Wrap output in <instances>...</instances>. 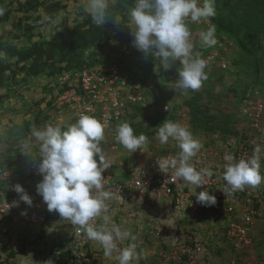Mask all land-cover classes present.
Returning <instances> with one entry per match:
<instances>
[{
    "label": "clouds",
    "instance_id": "clouds-1",
    "mask_svg": "<svg viewBox=\"0 0 264 264\" xmlns=\"http://www.w3.org/2000/svg\"><path fill=\"white\" fill-rule=\"evenodd\" d=\"M113 4L115 0H84L83 11L97 27L104 26L109 20L119 23V18L113 17L110 12ZM3 13L4 9L0 8V15ZM215 14L214 0H204L202 6L198 0H135L134 7L129 10L133 45L145 56L153 54L159 60L158 68L164 71L178 61L180 68L176 87L185 92L198 90L207 79V61L193 53L194 45L186 21H206ZM60 22L54 21L56 25ZM199 38L202 47L214 46L217 43L215 27L200 32ZM104 129L101 122L88 115H81L66 129L60 125L33 128L29 140L22 144L21 153L33 158V140L38 145L35 157L38 155L41 159L36 170L42 180L36 185V191L47 210L57 212L61 219L82 230L87 239L97 242L106 257L115 258L118 264H132L137 259L136 245L120 248L119 244L129 238L135 240V236L114 222V211L109 204V201L121 204L125 201L121 195L104 190L105 178L102 174L111 166L100 147ZM156 135L161 144L168 143L171 138L178 142L180 148L177 157L158 164L160 171L167 173L171 169L176 178L194 191L203 186L205 176H211L212 170L197 171L192 165L191 161L202 145L189 129L165 119ZM115 138L130 153L142 149L149 142L146 135H136L128 123L117 127ZM223 159L225 192L232 194L246 187L256 188L264 184V175L260 172L264 146L256 144L247 160L235 161L231 154H226ZM14 191L19 194L20 201L32 205V198L21 185L16 184ZM195 196L202 206L216 204L215 195H210L207 190ZM6 204L8 208L16 207L18 201ZM18 264H33L31 253L19 255Z\"/></svg>",
    "mask_w": 264,
    "mask_h": 264
},
{
    "label": "rangeland",
    "instance_id": "rangeland-1",
    "mask_svg": "<svg viewBox=\"0 0 264 264\" xmlns=\"http://www.w3.org/2000/svg\"><path fill=\"white\" fill-rule=\"evenodd\" d=\"M9 1H12V4H10V9H12L10 16L15 18L20 14L16 11L18 8L16 0H0V8L3 9V6L9 3ZM60 1L67 3V7L59 10L52 16L44 14L40 9L37 12V14H40V19L35 22L36 26L31 33H28L25 38L15 41V43L29 45L33 40L49 39L56 31L71 27L74 22L81 21L87 16L83 11L84 0ZM203 2L204 0H198L201 6ZM214 3L215 10L217 11L219 9L217 7L219 6V1L214 0ZM134 5L135 0L128 6V15L129 10ZM223 13L225 16L227 15L225 11ZM56 20H60V24L56 25L54 23ZM10 21V18L4 22L0 21V29L2 26L9 28ZM186 23L191 32L194 54H198L199 51L206 49V47H202L200 44L199 33L207 31L211 26L215 27V38L223 44L219 49L215 48L217 46L215 44L213 46L215 49H210V51H217L218 55L223 58L226 67H220L216 63L212 64V67L207 66L205 69L207 79L203 82L202 87L195 91L188 90L186 92L176 87L179 71L178 61L173 62L171 68L164 71L162 68H158L159 60L151 55L152 67L147 68V66L143 67V65L132 64V71L124 69L125 74L134 73V79L144 82L143 85L147 87L148 92L146 91V96L138 104V107H132L126 111L117 127L121 123H128L134 129L136 135L141 133L146 135L149 138V142L142 149L130 153L116 140V136H109L106 133L104 134V139L100 142L102 153L105 156L112 155L113 157H117L120 155L126 162L133 159H145L146 157L155 156L163 152H169L174 156H178L180 152L178 142L170 138L168 143L161 144L157 138L158 127L165 119L187 127L194 138L200 141L202 145L200 150L203 152H207L204 146L207 147L211 143H215L213 149L220 150L221 156V153L226 151L224 146L217 142L223 139L227 141L228 139L226 138L230 136L237 139L239 135L245 141L244 145L248 149L250 157L256 144L264 146V135L261 136L254 133L248 126L247 119L242 114V107L248 100L257 99L264 102V35L262 36L261 48L254 63L251 57L245 54L231 37L222 32V30H217L211 18L206 21H186ZM131 27L129 16L127 22L123 25L115 26L112 31L105 34L100 44H114L118 43L117 41L123 42V38L128 34L132 35ZM87 53L89 54L90 50ZM201 55L199 54V56ZM6 58L5 53L0 52V60ZM143 58L148 59L145 54ZM60 84L58 76L50 77L40 74L36 77H23L22 74H19L15 82L9 81L6 86L0 87V165L18 168L24 166L26 162L32 159L21 152L22 144L29 140L33 128L43 129L47 125H60L66 129L68 125L77 121L76 119H72L73 117L68 113H66L68 121H65V123L59 122L57 118L54 98ZM145 87L143 88L145 89ZM158 97H162L165 100L161 107L155 101V98ZM66 117H64V120ZM25 125L29 129L27 132L23 129ZM112 144L117 146V153L110 151L109 147ZM232 145H235L234 150H236V146L238 145L236 143ZM241 146H238V148ZM38 150V145L33 140L32 156L37 154ZM262 162H264V159L261 160ZM246 188H250L253 194H259V200L263 201L262 205L260 203L259 217L261 218L262 215L261 219L264 221V184L256 188ZM225 216L227 221L228 215L226 214ZM260 218H256V220ZM253 231L254 228L252 229ZM258 231L261 234H258L260 239L257 240L259 245H257L256 253H252V251L245 252L242 251L243 249L236 251L232 247L231 242L229 245V239L224 234L218 236V245L220 244L226 250L232 251L229 259L234 255L240 256L243 260L251 259L250 257L253 256L255 260L258 258L257 261H259L264 259V230H260L258 227ZM29 236L28 242H32V245H35L39 241L38 245L40 244L41 246L39 253L40 255H44L42 256L44 258L46 257L45 253L49 252L51 247L55 245L52 244L54 242L51 237L40 232L38 234L32 233ZM45 236L46 238H44ZM142 236L143 234H141L140 238H143ZM55 241L61 243L63 238L57 237ZM141 244L144 245L141 247L142 255L149 251L148 253H151L156 259L160 260L157 249L156 253H154L152 244L146 237ZM27 250L30 251L29 248ZM245 250H247V247ZM244 264L247 263L244 262Z\"/></svg>",
    "mask_w": 264,
    "mask_h": 264
},
{
    "label": "built area",
    "instance_id": "built-area-1",
    "mask_svg": "<svg viewBox=\"0 0 264 264\" xmlns=\"http://www.w3.org/2000/svg\"><path fill=\"white\" fill-rule=\"evenodd\" d=\"M188 22L191 21L188 20ZM123 39V42L98 45L97 51L104 58L103 61L93 66L84 65L73 75L65 72L58 76L61 84L67 82L70 85L68 89L58 93L54 98L59 122L68 121L66 113L76 120L81 115H88L105 126L104 134L116 136L115 128L126 111L132 105L140 104L146 96V90L142 83L134 79L135 75L125 74L121 62V60L129 59L141 60L144 53L138 51L133 45V36ZM219 39L221 38L219 37ZM216 44L215 48L219 49L223 43L217 41ZM215 48L213 46L206 47L198 54H202L201 58L207 57L205 59L207 66L216 63L220 67H226L223 58L218 55L217 51H210ZM242 114L248 120V126L254 133L264 135L263 101L248 100L242 107ZM64 117H66L65 120ZM244 143L245 141L239 146ZM232 144L233 140L231 139L225 142V145L233 150L231 155L235 161L250 158V153L245 145L236 147L237 149L234 150L235 146ZM109 149L115 153L118 151L115 144H112ZM199 154H202V150ZM105 157L110 160L111 166L102 174L105 178L104 190L121 195L124 200L129 198L130 191H134L137 196L149 203H152L156 197L178 207L184 206L196 197L197 193L189 188H184L181 180L174 176L171 169L167 173L160 171L158 166L160 162L174 158V155L169 152L133 160L124 164L121 169L116 167L112 155ZM33 158L18 168L0 165L1 234H7L10 228L22 223L27 217L42 222L50 216L59 215L55 211L47 210L42 197L36 191V185L42 180V176L36 170L41 158L38 155ZM261 174L263 175L262 172ZM204 179L203 186L197 187L198 192L207 190L212 192L220 202H224V211L228 215L225 234L236 251L245 249L252 242V229L258 215L255 196L251 189L245 188L243 191L229 194L224 191V186L220 185V183H224L222 175L212 173L211 176H205ZM16 184L21 185L32 198L31 206L20 201L19 194L14 191ZM13 201H18V206L8 208L6 203L11 204ZM121 210L130 217L136 215V210L127 205H121ZM96 223L99 224L98 220ZM161 231V229H156L155 232L158 234ZM188 241L179 243L175 249L161 251L160 263L174 264L184 261L187 264H212L203 258V245L199 240L188 239ZM92 242L86 238L82 230L73 227L69 234L63 238V241L55 244L44 260L38 264H97L100 254L97 248L91 246ZM6 260L9 261L7 257H0V264H6ZM238 262L237 255H234L225 264H238ZM252 264H264V259Z\"/></svg>",
    "mask_w": 264,
    "mask_h": 264
},
{
    "label": "crops",
    "instance_id": "crops-1",
    "mask_svg": "<svg viewBox=\"0 0 264 264\" xmlns=\"http://www.w3.org/2000/svg\"><path fill=\"white\" fill-rule=\"evenodd\" d=\"M229 138L233 140V144L236 143V145L239 146L241 140L240 135L237 139L232 136L226 139L230 140ZM223 140L217 142L218 144H222L226 151L222 152L221 156L219 152L220 150L213 149L215 143H211L207 147L204 146L207 149V152L202 151L201 155L197 154L193 157L191 163L197 171L210 168L213 174L223 176L222 165L225 163L223 157L226 154H231L233 152V150L224 144V142L227 141ZM115 157L113 158V162L119 169H121L124 164L128 163L120 155L116 158ZM175 157L177 156H174V158ZM260 167V171L264 175V162L261 163ZM181 183L184 188H189L194 193H198V188L194 191L191 186L184 181L181 180ZM220 185L225 187V181L223 184L220 183ZM129 194V198L124 200L125 203L121 204L119 202L109 201V204L110 209L114 211V222L121 225L123 228L130 230L132 235L135 236V240L129 238L119 244L120 248L127 247L129 244L136 245L135 251L137 259L133 260L132 264H161L159 259H156L154 255L148 253L149 251L142 255L141 247L144 245L141 243L144 242L145 237L152 244L154 253H156L157 249L159 257L161 251L175 249L179 243L188 241V239L199 240L202 243V256L206 261L212 264H225L231 257L232 251H229V249L226 250L225 247H221L220 244L219 246L217 239L218 236L222 234L226 236V213L224 211V202H220L216 198V204L214 206L205 207L199 204L195 197L193 201L186 203L184 206L176 207L171 203L167 201L165 203L156 197L152 203H149L147 200L137 196L134 191H130ZM209 194L213 195L212 192H209ZM253 195H257L255 196V200L259 212L256 218H260V203L262 205L263 201L259 200V194L254 193ZM121 205L133 207V209L136 210V215L134 217L128 216L121 210ZM261 218L255 220L251 245L247 247V250L243 249L242 251H252V253L257 252V245H259L257 240L260 239L258 234H261V232L258 231V227L260 230H264V221ZM98 222L100 223L99 220ZM169 223H171V225H168ZM73 227V225L61 219L59 215L50 216L43 223L34 221L31 217H27L22 223L10 228L7 234L0 233V257H7L9 259V261L6 260V264H18L19 255L27 256L31 253L33 264L41 263L44 260V257H42L44 255H40L39 253V249L41 248L40 244L38 245L39 241L35 245H32V242H28L30 239L29 235L32 233L38 234L40 232L51 237L54 242L52 244H57L58 242L55 241V239H57V237L64 238L69 234ZM156 229H161L162 231L156 234ZM141 234H143V238H140ZM46 236L44 238H46ZM228 243L230 245L229 240ZM91 246L97 248L100 254V259L97 264H118V261L115 258H109L104 255L103 249L97 244V242L93 241ZM27 248H29L30 251H28ZM216 248L218 249L216 250ZM47 254L48 252L45 253V255ZM250 258L251 259H244V261L239 256L238 260L240 264H244V262L252 264L258 259L255 260V257L253 256ZM174 264L187 263L183 261Z\"/></svg>",
    "mask_w": 264,
    "mask_h": 264
},
{
    "label": "trees",
    "instance_id": "trees-1",
    "mask_svg": "<svg viewBox=\"0 0 264 264\" xmlns=\"http://www.w3.org/2000/svg\"><path fill=\"white\" fill-rule=\"evenodd\" d=\"M218 1L219 9L215 10L216 14L210 17L211 20L217 30H222L231 37L255 63L264 35V0ZM132 2L133 0H115V4L110 6V12L113 17L119 18V23L109 20L104 26L97 27L87 15L81 21L74 22L71 27L56 31L49 39L33 40L29 45H19L15 41L31 33L36 26L35 22L40 19V14H37L40 9L44 14L52 16L66 8L67 3L60 0H16L18 4L16 11L20 14L14 18L10 16L12 1H9L3 6V15H0L1 22L11 19L9 28L2 26L0 29V52L7 56L6 59L0 60V87L6 86L9 81L15 82L19 74L23 77H36L40 74L56 77L65 72L73 75L84 65L93 66L103 61L104 58L97 51V45H100L104 35L112 31L115 26L123 25L128 21V6ZM224 11L227 13L226 16ZM130 36L133 35L128 34L126 37L130 38ZM88 50H90L89 54ZM151 55L150 53L147 56L148 59L121 60L123 69L132 71V64L150 68ZM178 67L180 68V65ZM141 83L143 85L144 82ZM69 87L67 82L60 84L57 94ZM145 89L147 91V87ZM155 101L160 107L165 102L162 97L155 98ZM23 129L26 132L29 130L27 125L23 126ZM243 142L241 139L239 143Z\"/></svg>",
    "mask_w": 264,
    "mask_h": 264
}]
</instances>
